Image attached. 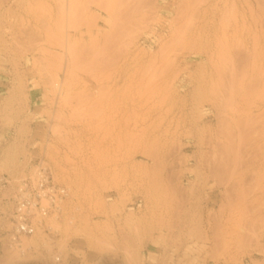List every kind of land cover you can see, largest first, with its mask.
<instances>
[{
    "label": "rangeland",
    "instance_id": "obj_1",
    "mask_svg": "<svg viewBox=\"0 0 264 264\" xmlns=\"http://www.w3.org/2000/svg\"><path fill=\"white\" fill-rule=\"evenodd\" d=\"M39 162L68 197L17 242L0 200V264H264V0H0V173Z\"/></svg>",
    "mask_w": 264,
    "mask_h": 264
},
{
    "label": "built area",
    "instance_id": "obj_2",
    "mask_svg": "<svg viewBox=\"0 0 264 264\" xmlns=\"http://www.w3.org/2000/svg\"><path fill=\"white\" fill-rule=\"evenodd\" d=\"M12 195L13 229L11 240L33 235L50 216H56L67 199L68 189L55 183L48 166L39 162L29 178L15 183L8 175L0 173V200Z\"/></svg>",
    "mask_w": 264,
    "mask_h": 264
},
{
    "label": "bare ground",
    "instance_id": "obj_3",
    "mask_svg": "<svg viewBox=\"0 0 264 264\" xmlns=\"http://www.w3.org/2000/svg\"><path fill=\"white\" fill-rule=\"evenodd\" d=\"M50 227L52 228L53 226L50 225ZM41 238L43 239V237H41ZM43 242H45V245L48 244V242L45 241V240ZM31 245L37 247V246H39V242L36 241V240H33V239H31V240H24V244H21V246H19L17 248H20L19 250L26 252L27 248L29 246H31ZM46 249H47L46 252L43 251V252L39 253L38 258L36 260L37 261V264H47L48 260H50L49 258H51L50 255L52 254L51 253V248L50 247H47ZM16 251H15V253H16ZM20 254H23V252H21ZM20 254H18V253L17 254H14L12 257H10V259H8L9 262L6 263V264H27L28 263L27 262L28 259L25 257V253L23 254L24 258L21 257V256H19Z\"/></svg>",
    "mask_w": 264,
    "mask_h": 264
}]
</instances>
